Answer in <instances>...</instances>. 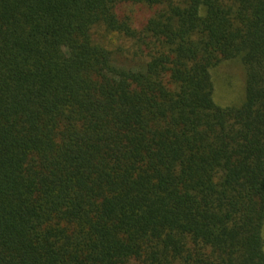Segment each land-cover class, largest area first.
I'll return each mask as SVG.
<instances>
[{
    "label": "trees",
    "instance_id": "trees-1",
    "mask_svg": "<svg viewBox=\"0 0 264 264\" xmlns=\"http://www.w3.org/2000/svg\"><path fill=\"white\" fill-rule=\"evenodd\" d=\"M263 229L264 0H0V264H264Z\"/></svg>",
    "mask_w": 264,
    "mask_h": 264
},
{
    "label": "rangeland",
    "instance_id": "rangeland-1",
    "mask_svg": "<svg viewBox=\"0 0 264 264\" xmlns=\"http://www.w3.org/2000/svg\"><path fill=\"white\" fill-rule=\"evenodd\" d=\"M119 15L129 14L134 26L141 28L151 11L141 5L121 4L118 7ZM214 84V99L218 105H238L244 97V73L237 60L225 61L211 70ZM264 234V229H263Z\"/></svg>",
    "mask_w": 264,
    "mask_h": 264
}]
</instances>
